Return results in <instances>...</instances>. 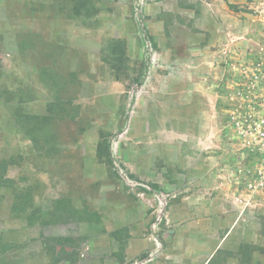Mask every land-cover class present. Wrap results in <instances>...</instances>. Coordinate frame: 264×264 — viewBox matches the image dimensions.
Listing matches in <instances>:
<instances>
[{
	"label": "rangeland",
	"instance_id": "rangeland-1",
	"mask_svg": "<svg viewBox=\"0 0 264 264\" xmlns=\"http://www.w3.org/2000/svg\"><path fill=\"white\" fill-rule=\"evenodd\" d=\"M64 1L0 0V264H264V0Z\"/></svg>",
	"mask_w": 264,
	"mask_h": 264
},
{
	"label": "built area",
	"instance_id": "built-area-1",
	"mask_svg": "<svg viewBox=\"0 0 264 264\" xmlns=\"http://www.w3.org/2000/svg\"><path fill=\"white\" fill-rule=\"evenodd\" d=\"M237 127L245 137L250 136L249 145L253 143L260 154V164L256 171L260 184H264V96L246 109L244 116L237 121Z\"/></svg>",
	"mask_w": 264,
	"mask_h": 264
},
{
	"label": "trees",
	"instance_id": "trees-1",
	"mask_svg": "<svg viewBox=\"0 0 264 264\" xmlns=\"http://www.w3.org/2000/svg\"><path fill=\"white\" fill-rule=\"evenodd\" d=\"M66 1V0H65ZM64 1V4L66 3ZM71 2L72 10L70 14L71 16L78 15H92L97 12V8L93 5V0H68ZM15 157H11L9 159L0 160V186H13V180L6 176L7 169L9 165L16 163ZM28 199L25 196H22L21 199L15 204L16 210H24L25 203H27Z\"/></svg>",
	"mask_w": 264,
	"mask_h": 264
}]
</instances>
